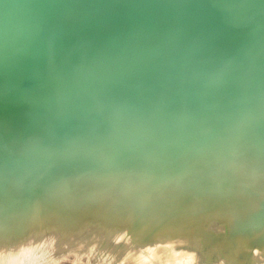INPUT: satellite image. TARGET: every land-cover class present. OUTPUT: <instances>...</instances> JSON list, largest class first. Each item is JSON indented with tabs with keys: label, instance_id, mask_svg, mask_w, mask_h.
<instances>
[{
	"label": "rangeland",
	"instance_id": "1",
	"mask_svg": "<svg viewBox=\"0 0 264 264\" xmlns=\"http://www.w3.org/2000/svg\"><path fill=\"white\" fill-rule=\"evenodd\" d=\"M61 1L53 8L48 0H0V235L16 239L60 222L57 246L37 263L96 264L109 243L95 245L87 232H71L58 211L77 194L96 195L82 190L102 192L99 185L110 176L126 179L142 168L130 183L145 195L142 212L182 179V199L164 220L177 207H191L196 214L187 230L197 231L161 248L160 220L138 241L140 256L151 248L140 264H264L213 227L221 219L218 227L245 236L241 251H253L257 234L264 235V182L246 206L229 184L247 158L264 161V0ZM172 35L180 39L165 42ZM153 40L161 43L145 47ZM93 44L95 51L88 48ZM142 49L144 55L155 50L127 76L111 79L112 58L131 63ZM76 81L80 95L71 90L76 98L62 102ZM68 101L77 111L64 106ZM238 206L243 211L232 212ZM40 251L20 252L18 264L24 258L33 264ZM124 253L125 247L116 258Z\"/></svg>",
	"mask_w": 264,
	"mask_h": 264
},
{
	"label": "bare ground",
	"instance_id": "2",
	"mask_svg": "<svg viewBox=\"0 0 264 264\" xmlns=\"http://www.w3.org/2000/svg\"><path fill=\"white\" fill-rule=\"evenodd\" d=\"M190 28H191V26H190ZM248 37H250V36H248ZM125 67H127V66H125ZM128 67H129V69H131L132 67L136 68L137 66H133V65L129 66L128 65ZM154 67H155V65H154ZM122 68H124V67L121 66V67L117 68V70L115 72L118 74V72ZM94 69L96 70L97 68L94 67ZM89 71H90V68H89ZM89 71L87 73H89ZM92 71H94L93 68H92ZM141 71H143V70H141ZM144 71H145V69H144ZM99 72L101 74V71H99ZM102 75H103V71H102ZM105 75H104V78L108 76V75L107 76H105ZM96 76H98V75H96ZM104 78L101 77L100 80H102V82H103L106 79V78L105 79ZM111 79H113L114 81L116 79V81H117L119 79V77H111ZM103 83L104 84H108L109 82L106 79ZM113 83L114 82H112V84ZM104 95H105V93H104ZM181 97H183V96H181ZM177 98H175V99H177ZM179 98H180V96H179ZM159 115H161V113ZM162 117L166 118V116H162ZM148 124H149V122H148ZM147 130H148V127H147ZM146 133H148V132H146ZM254 150H256V149H254ZM142 154H143V152H142ZM207 154H209V153H207ZM248 154H249V152L247 153V155ZM240 156H239V158H240ZM254 156H255V154H254ZM254 156H252L253 158L252 157L247 158V161L245 163H243L242 165H240V167L238 168V171H237L238 172V176L235 177L233 182L229 183L233 187L234 190L242 192L241 194H242V196L244 198V201L242 202V206L249 205L248 203L250 202L249 200L251 199V196H252L251 191L253 190V188H255L257 186H260L264 182V179L261 177V175L264 172V165H263L264 161L262 162L261 158H255ZM139 157H140V155H139ZM205 158H206V161H207L208 155ZM204 159H201L200 161H202ZM159 160H161V159H159ZM243 160H242V162H243ZM161 161H163V160H161ZM200 161H196V163H198ZM217 161H219V160H217ZM234 161L236 162V160H234ZM202 163H204V162L202 161ZM151 164H153V163H151ZM204 164H206V162ZM232 164H233V162H232ZM233 165H235V164H233ZM233 165H232L231 168L234 169ZM140 166L142 167L143 165H140ZM146 166L147 165L144 166L145 169H147V167H149V166H147V167ZM132 167H134V166H132ZM135 167H136V165H135ZM140 169H142V168H139V171H140ZM135 170H137V173L139 172L138 168H136ZM135 170H133V172ZM100 172L98 171L97 174L100 173ZM130 172H128V173H130ZM118 173H119V171H118ZM134 173L133 174L130 173V174H132V176H127V174H126L127 178L124 177L126 179H123V176H122L123 180L120 178V176H118V177L121 180L119 178L116 179L117 175H115V178H114V176L113 177L110 176L112 179L114 178V180H111L110 177H109V179L112 182L115 183V184L113 183L114 185L112 184V182L109 184L110 186H113L112 188H110L109 185H106V184H108V182L110 180H106L107 182L106 183L103 182L104 184L103 185L101 184L102 186L99 185L100 188H98V189L102 188L101 189L102 192L95 191V188L93 189L92 187L89 188L90 189L89 191H86L84 189L81 192L82 195H89L91 193L93 195L94 192H95L96 195H93L91 197V199L90 198L84 199V196L82 198V197H80L79 194H77L73 198L80 197V199H78L79 201L76 200L77 202L74 201V203H73L74 199L72 198L71 201L65 202L63 207L60 208V210L58 211V214H59L58 218L61 219V221L64 223L65 227L67 226L70 230H72L71 232L74 231L75 234L77 232H84V231L87 232V234L89 235L90 238H94L93 241H94L95 245H98L100 243V241H104L106 244L109 243L106 246L107 247L106 250L102 246L104 248L105 254L101 255V257H100L101 259L99 261L97 259L96 264H113L115 261L118 260V258H120L122 260L120 262L116 263V264H140V263H143L144 260L149 258V253H150L149 251H150L151 248L149 246V248H148L149 251H147L148 252L147 256H140L138 250L140 248H142L143 245L140 242H138L139 239L142 238L144 236V234L146 232H148L150 229H152L155 226H157L159 224L160 220L163 221L166 218V217H164V215L166 214L165 211L167 210V208H170L169 206L171 205L172 202H174L175 200H181L182 199V198L178 197V195L179 194L182 195L181 191H182V189H184L186 187H182L183 186L182 179H179L178 177H176V178H178L177 182H175V184H174L175 186L174 187L171 186L173 188L171 189L170 194L160 197L158 199V201L156 203H154V205L151 206L152 207L151 210L148 207V208H146L144 210V212H142L143 207H144L142 205V203H144L145 201L142 202V203H141V201L144 199L143 196L145 197V195L141 196L138 192H134L133 191L134 189L132 187H130V183L133 184L135 182V180H137V178H138L136 176L137 173H135V174ZM89 175H91V174H89ZM110 175H112V173ZM134 175H135V177H134ZM97 176H99V178L98 177L97 178L100 180V175H97ZM103 176H104V174H102V177ZM223 176H225V175H223ZM229 177L230 176L227 177V180H228ZM115 179L116 180H120L121 182L123 181V182L122 183L120 181L115 182ZM170 183L173 184L174 182L173 183L170 182ZM168 187H170V186H168ZM78 189H80V187L77 188V190ZM219 189H220V186H219ZM253 191H255V190H253ZM87 192H91V193H87ZM139 196H141L142 198L139 197ZM263 200H262V203L264 202ZM180 202H179V204H177L178 206L181 205ZM145 204H146V202H145ZM180 208H181V206L177 207L176 212L174 210H172V209H169V213H172L174 211V215L170 216L168 221L164 220L163 222L162 221L160 222V224H162L160 226L164 227V228L163 229L162 228L159 229V230H161V233H159L160 231L158 232V234H161V235H158V237L161 240V243L159 244V247H161V248L163 246L166 247V244H168L170 242L172 237H176L177 239H180V238H182L183 236H185L187 234L195 233L197 231L196 229L187 230V227H190V225H192L191 224L192 223L191 219H188V218H190V216L195 215L196 212H194L191 207H190L191 209L189 207H187V209L185 211L182 210V209L180 210ZM228 211L229 210H224L225 213H228ZM230 211H232V210H230ZM241 211H243V208L240 209V206H238L237 210L234 209L232 212L237 213V212H241ZM255 211H257V210H255ZM255 211H254V214H253L252 217L256 218ZM217 212H219V209H216V213ZM257 217H258V215H257ZM218 221H221V219L215 220V221L213 219V227L215 229L220 228L221 232L226 231V232H228V235L230 237H234V239L236 238V240L238 242L236 244V248L238 249L237 251H240V252H243V253H247V254L249 253L255 259L256 258L259 259L261 257V261L262 260L264 261V256L262 257V255L264 254V235L262 236L261 233L260 234L256 233L258 238H259V240H258V238H257V240L260 243H259V245H256V247L254 248L253 251H250V252H248L249 250L248 251H246V250H242L241 251L239 249V247L240 246L241 247L245 246V244L247 242L245 240V236H243V235L242 236L241 235L240 236H235V234L232 232L233 230H232L231 227L228 228V229H223V225H220L218 227L217 224H215ZM262 221H263V219H262ZM58 223L59 224H53V225L49 226V228H47V229H45V227L41 226L39 228L40 231L38 229V232H37V230L35 231L36 233L33 230L29 231V232H28V230H26L25 235L22 233L21 237H17L16 239H12L10 236L7 235V232L5 231L6 234L4 233L5 234L4 236H1L2 234L0 235V264H18L20 259L18 258L17 254H19L20 252H23V251H25L26 253L30 252V251H33V250L35 252H37L39 248L41 249L42 252L40 251L39 258H37V259L35 258L36 262L34 260L33 264L40 263V261L44 260L43 256H46L48 253L52 252L53 248H55L57 246L56 244H57V241H58V238H59L58 235L60 233H62V231H60V222H58ZM243 225H245V222H244ZM254 225L255 224H252V226H254ZM258 225L260 227V225L262 226L263 224L259 223ZM258 225L256 226V229H257ZM210 228H212V225H211ZM253 228H255V226ZM251 230H249V231H251ZM221 232H220V236L223 235V234H221ZM37 233H38V235H37ZM39 233L40 234L43 233L42 236H40ZM202 233H204V232H202ZM30 234H31V236H30ZM34 234L36 235V237H34V239H33V235ZM71 234H73V233H71ZM217 234H218V232H217ZM92 236H95V237H92ZM205 236H207V235H205ZM208 237H210V235H208L207 237H204V238L206 239V241L209 240L208 242H210V239ZM201 238L202 237H199L200 240H201ZM147 239H148V237H147ZM211 240H212V237H211ZM231 242H233V241H231ZM11 243H13V244L11 245ZM142 243L144 244V242H142ZM216 244H218V242ZM227 244H228V242H225L223 246H226L227 248L229 247L231 249V247L229 245H227ZM232 245L234 246L235 243L233 242ZM123 247H125V253L122 256H119V257L116 258V254H118L119 250L121 248H123ZM218 247L220 248V246H218ZM223 248H225V247H223ZM252 249H253V247H252ZM221 252H222V250H221ZM231 253H232V251H231ZM237 253H239V252H237ZM156 254H157V252H156ZM258 255H260L259 258H258ZM42 257H43V259L41 260ZM156 257H157V255H156ZM238 257H239V255H238ZM238 257H236L235 259H237ZM152 258H153V256H152ZM22 262H23V264H32V263H27L26 258H24V260L22 259Z\"/></svg>",
	"mask_w": 264,
	"mask_h": 264
},
{
	"label": "water",
	"instance_id": "3",
	"mask_svg": "<svg viewBox=\"0 0 264 264\" xmlns=\"http://www.w3.org/2000/svg\"><path fill=\"white\" fill-rule=\"evenodd\" d=\"M48 1H53L54 3H50V4H45L46 5V7H53V8H58L59 6H61V4H62V1L61 0H48ZM239 32V31H238ZM180 36H178V35H172L169 39H167V40H165V42H168V43H170V42H173V41H175L176 39H178ZM180 39V38H179ZM159 43H161L160 41H156V40H153L152 42H151V44H149V45H147V46H145V47H150V46H153V45H156V47H157V44H159ZM155 47V48H156ZM89 49H91V48H93L94 49V51L95 50H97L96 48H95V45L93 44L92 46H90V47H88ZM142 48H144V47H142ZM145 49V48H144ZM144 49H142V53H141V55L135 60V61H133V62H131V63H127V64H124V63H122V62H120V61H118V59L117 58H112L111 59V61L109 62V64L107 65L108 66V68L107 69H109L110 71H114V75H116V76H114V77H119V78H122V77H125L128 73H130L135 67H132L131 69H129V67H128V65L130 66V65H133V66H136V63H142L144 60H145V57H147V56H149V55H152L153 54V52H154V50H152V51H148L147 52V55H144L143 54V51H144ZM105 52V51H104ZM140 57H143V59L142 60H139V62L137 61ZM116 61V62H115ZM81 65H79V67H83L84 66V64L83 63H80ZM127 65V67H125L124 66V68H122V69H120V71L118 72V74L115 72L116 70H117V68H119V67H121V66H123V65ZM115 67V68H114ZM122 71V72H121ZM78 83L79 82H77L76 81V83H75V86H74V89L72 88V89H70V92H69V96H66V97H64V96H62V102H63V100H66L67 98H69V97H74L73 95H80V94H78V93H80L81 92V88H80V86H78ZM71 90H73V92H72V94L73 95H71ZM74 98H76V97H74ZM69 102V101H68ZM160 104H162V102H160ZM63 105V104H62ZM159 105V104H158ZM64 106L65 107H67V109L69 108L70 110H72V111H77V106L78 105H76L75 103H67L66 102V104H64ZM62 109H63V107H61ZM60 108V109H61ZM63 111V110H62ZM220 145V144H219ZM218 146V145H217ZM131 157V156H130ZM127 159V158H126ZM125 159V160H126ZM129 159V158H128ZM124 160V161H125ZM124 161L123 162H121V163H118L117 165H122L123 163H124ZM111 166V165H110ZM114 166V165H113ZM113 166H111L110 167V169H112V167ZM110 169H109V172H110ZM115 169H117L116 167H114V170ZM108 171V170H107ZM108 172V173H109Z\"/></svg>",
	"mask_w": 264,
	"mask_h": 264
}]
</instances>
